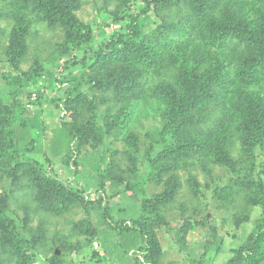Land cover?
<instances>
[{
	"label": "rangeland",
	"instance_id": "obj_1",
	"mask_svg": "<svg viewBox=\"0 0 264 264\" xmlns=\"http://www.w3.org/2000/svg\"><path fill=\"white\" fill-rule=\"evenodd\" d=\"M77 2L78 18L90 28L86 52L61 47L64 31L34 18L28 52L18 66L6 54L14 26L10 5L0 4V99L6 104L11 102V87L3 75L21 74L25 79L20 97L22 107L14 124L19 156L37 162L65 186L78 188L82 200L68 211H47L41 207L31 182L24 180L17 184L0 159V207L34 242L31 254L37 264H57L55 257L59 258V264H133L134 256L140 254L139 237L122 234L121 228L139 219L145 200L154 206L166 193L165 182L158 185L150 180L152 170L145 155L152 136L155 153L161 150L157 145L165 142L159 138L163 117L156 93L159 83L170 74L163 63L166 56L148 69L145 96L129 112L128 130L137 136V149L136 144L128 145L119 132L112 134L108 129L103 120L106 105L97 111L100 134L81 144L65 125L71 121L66 115V105L76 101L82 108L91 101L93 56L106 48L114 32H124V24L130 18L126 12L138 18L142 35L156 30L161 20L153 10L146 11L144 0ZM234 2H238L236 7H243L241 16L251 20L255 30H260L261 22L249 7H244L259 4L260 0H227L223 6L228 3L234 7ZM233 95L232 87L222 94L229 106ZM229 106L220 118H214L221 126L215 132L227 139L235 129L233 105ZM233 155L242 157L238 144L233 147ZM247 167L242 172L246 173ZM255 170L264 183V147L257 150ZM176 174L181 186L175 200L162 208L160 218L150 226L162 249L161 264H227L253 233L261 209L254 205L244 208L241 200L229 203L223 191L231 185V174L209 157L188 160ZM168 178L169 175L165 181ZM97 201L101 203L95 205ZM84 223L90 224L92 235L76 230L78 224ZM0 263L14 264L5 256H0Z\"/></svg>",
	"mask_w": 264,
	"mask_h": 264
},
{
	"label": "trees",
	"instance_id": "obj_2",
	"mask_svg": "<svg viewBox=\"0 0 264 264\" xmlns=\"http://www.w3.org/2000/svg\"><path fill=\"white\" fill-rule=\"evenodd\" d=\"M144 1L146 11L153 10L161 24L142 35L138 18L126 12L130 18L124 24V32H114L106 48L93 56L91 101L82 108L74 100L67 104L66 115L71 121L65 125L81 144H86L100 134L97 111L106 105L103 120L108 129L112 134L119 132L128 145L135 147L138 139L128 130L129 112L145 96L148 69L166 56L163 63L170 74L159 83L156 93L163 117L159 138L165 142L157 145L161 150L155 153V136H152L145 154L152 170L150 180L158 185L165 182L166 193L154 206L145 200L139 219L121 228L120 233L139 237L140 254L134 256L133 264H161L162 249L150 226L160 218L162 208L175 200L181 186L176 172L188 160L203 156L230 172L231 185L223 191L229 203L241 200L244 208L254 205L261 209L253 233L227 264H263L264 183L255 168L257 150L264 147V0L244 6L261 22L260 30H255L251 20L241 16L243 7H236L238 2L233 7L228 3L223 6L227 0ZM0 4L10 5L14 20L6 51L14 66L28 52L34 18L64 31L61 47L86 52L90 28L77 16V0H0ZM1 34L0 26V37ZM3 79L11 87V102L6 104L0 99V159L17 184L24 180L31 182L43 209L68 211L81 202L82 191L65 186L37 162L19 156L14 124L22 107L20 97L25 79L21 74L3 75ZM231 87L235 93L230 98L235 129L227 139L215 132L221 126L214 118H220L229 106L222 94ZM236 144L241 148V158L233 155ZM243 167H247L246 173L242 172ZM192 183L197 185L196 181ZM100 203L97 201L95 205ZM78 229L82 234L92 235L90 224H78ZM40 233L43 236L44 231ZM33 246L34 242L0 207V256L14 264H37L31 254ZM54 261L60 263L57 257Z\"/></svg>",
	"mask_w": 264,
	"mask_h": 264
}]
</instances>
